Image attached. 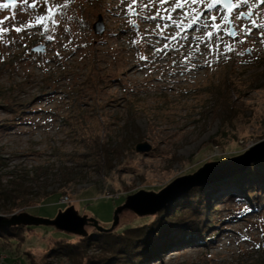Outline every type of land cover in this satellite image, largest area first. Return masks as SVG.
I'll return each instance as SVG.
<instances>
[{
    "label": "rangeland",
    "instance_id": "374dc122",
    "mask_svg": "<svg viewBox=\"0 0 264 264\" xmlns=\"http://www.w3.org/2000/svg\"><path fill=\"white\" fill-rule=\"evenodd\" d=\"M129 2L0 0V184L9 190L23 180L37 195L60 194L0 215L53 220L72 207L86 218L85 237L50 226L0 237V264H72L51 250L115 244L125 228L148 229L149 238L158 220L166 225L162 249L135 246V264H264V206L254 209L264 182L248 194L239 177L264 160L247 164L264 152V3L232 0L239 7L227 13L217 0L175 11L176 0H138L134 11ZM53 3L55 15L38 23ZM104 152L116 156L105 163ZM175 181L159 197L141 194ZM195 188L210 196L204 232L171 229L162 209ZM137 193L144 212L164 206L142 216L123 210L113 225ZM114 250L124 263L132 252ZM109 252L90 245L82 263L111 264Z\"/></svg>",
    "mask_w": 264,
    "mask_h": 264
},
{
    "label": "trees",
    "instance_id": "16d2710c",
    "mask_svg": "<svg viewBox=\"0 0 264 264\" xmlns=\"http://www.w3.org/2000/svg\"><path fill=\"white\" fill-rule=\"evenodd\" d=\"M114 155L116 156L115 152H104L102 159L105 161V163H109L111 161V158L109 156ZM262 167H260L259 171H256L255 168H253L254 165H251L248 168V171H250L251 176H240L243 180V184L246 188V191H248V194L250 193V189L254 186L261 185L264 182V160L262 162ZM44 169L39 167L37 168L36 175L43 174ZM23 181V180H22ZM19 181L16 183H12L14 185V188L3 189L0 184V200L6 201L7 207L2 208L0 207V212L2 213H11L16 208H19L24 205H28V203H39L44 202L48 198L52 196L57 195V199L59 197V192H41L39 195L33 193V189L31 187L23 186V182ZM190 191V192H189ZM184 196H182L181 201H175L169 209H162L161 214L162 216H167V219H165V223L168 226L170 225L171 229L175 230L177 227L182 228V226L187 230L192 231V234H202L204 232V228L200 226V222L202 221V215L204 214V211L209 206V194L208 192L204 194V192H201V190L195 188L189 190ZM263 190L262 188H258L257 192L261 193ZM195 200L197 201V204L195 203ZM183 204H185L183 206ZM264 206V202L260 205L257 203V206H255L254 209L261 208ZM174 207V208H173ZM160 213V212H159ZM160 216V215H159ZM189 218H192L191 220ZM155 221V220H154ZM193 224V225H192ZM22 226H15L11 228L7 227H0V237H8V236H15L16 231L20 230ZM166 225L160 226V221L158 220L157 224L155 222L154 226L149 228V231L151 233V236L149 238H146L145 231L148 229H139V228H125L122 230L119 234L120 237L117 238V242L115 244L109 243L108 238H102L100 241L96 243H91L89 240V244H85V247L80 246H74L73 244H66V246H57L55 249L51 250V255L53 256H61V258H65L72 261V264H83L82 261L86 258L85 251L90 247V245H94L98 248V250L109 252V249L113 248L112 251L109 252L111 255V264H120L124 263L123 261L120 262L119 258L120 256L117 253L116 247L118 249L123 248H131L132 252L130 254H127V260L124 264H131L132 261H140L142 257L140 258L137 254L136 257L133 258L134 254L138 251L134 250L135 246H142L141 249H146L147 247L151 246V244L154 246L155 250L162 249V246L164 244L163 234L165 232ZM129 231V232H128ZM126 232L129 234L126 235ZM168 232V230H167ZM143 242V243H142ZM139 250V251H140ZM143 250V253L145 252ZM132 255V256H131ZM141 255V254H140ZM126 256V255H125ZM142 256V255H141ZM89 257V260L91 259L90 256H87V259ZM96 260H92V263ZM103 262L100 261L99 264ZM91 264V263H88ZM94 264V263H93Z\"/></svg>",
    "mask_w": 264,
    "mask_h": 264
},
{
    "label": "water",
    "instance_id": "95a60500",
    "mask_svg": "<svg viewBox=\"0 0 264 264\" xmlns=\"http://www.w3.org/2000/svg\"><path fill=\"white\" fill-rule=\"evenodd\" d=\"M3 1H5L7 6L13 7L15 5L16 0H3ZM217 1L226 9L227 13H229L228 5L232 4V0H217ZM94 32L96 34H101L103 32V26L101 25L100 19L94 25ZM42 49H43L42 47L41 48L39 47V48H35L34 51H42ZM148 149L149 148L145 147V146H141V145L136 146L137 152L148 151ZM262 150L263 149H261L259 154L254 156L253 159L251 161H249L247 164H250L252 162H256L258 160L263 159L264 158V152H262ZM250 153L251 152H246V154L244 156H242L241 158H245V157H247V155L250 156L249 155ZM209 166L205 165L203 168H201L194 175L186 176L182 180L195 178L196 176H198L199 174L204 172ZM178 181H175L173 184L167 186V188H164L159 193H156V194L155 193H145L144 191H141V194L159 197L160 195H162L163 193L168 191L172 186H174ZM202 184L203 183H196V184L188 187V189L192 188V187L201 186ZM139 195L140 194L137 193L133 196H129L125 200V203L120 208H118L116 210L115 215H114L113 225H115L117 222V215L119 213H121L123 210H130L133 213H135L139 216H142L143 214H149V213L154 214V213L160 211L162 209V207L164 206V205H161V207H159V206L157 208L155 207L153 210H150L149 212L147 210L144 212V210H142V205H140L139 200H137ZM85 224H86V218L78 216V214L76 213V211L72 207L67 208L64 212L59 211V213L56 215V217L53 220L41 219V218L32 216V215L25 213V212H22L20 214H12V215H10L9 218L0 215V225L1 226H5V227L50 226V227H54L58 231L72 232V233H75V234L80 235L82 237L86 236V232L84 230Z\"/></svg>",
    "mask_w": 264,
    "mask_h": 264
},
{
    "label": "snow or ice",
    "instance_id": "6c2138e0",
    "mask_svg": "<svg viewBox=\"0 0 264 264\" xmlns=\"http://www.w3.org/2000/svg\"><path fill=\"white\" fill-rule=\"evenodd\" d=\"M42 2L45 3V4H48L50 2V0H42ZM122 2H123V0H122ZM137 2H138V0H130V2H129V10L130 11H134L133 5H135ZM168 2H169V0H161V3H168ZM188 2H189V0H176L175 7L172 8V11H175L176 8H184L187 5ZM190 2L195 4V3H198L199 0H190ZM244 2L246 3L247 0H244ZM261 2L264 3V0H261ZM23 3L25 5H27L28 7H35L36 6L35 4H29L28 0H23ZM146 6L147 5H145V7ZM4 7H7V5H4ZM207 7L211 8V7H213V4H208ZM238 7H239V5H237V4H229L228 5V11L232 12V10L234 8H238ZM56 11H57V4L53 3L52 7L47 9L48 16L47 17H39L37 22L43 24L44 19H46V18L47 19H52V17L55 15ZM167 18L171 19V17H167ZM237 18H239V17L237 16ZM149 19L155 20L156 17L155 16L149 17ZM196 19L197 18H194L193 22H195ZM212 19L215 20V17H212ZM53 22L55 23V21H53ZM2 23L3 22L0 21V24H2ZM29 26H31V25H29ZM15 30L17 32L22 31V29H20V28H16ZM3 31H5V29L0 28V32H3ZM232 34L234 35V33H232ZM208 35L210 36L211 33H208ZM48 38L52 39V37H48Z\"/></svg>",
    "mask_w": 264,
    "mask_h": 264
}]
</instances>
